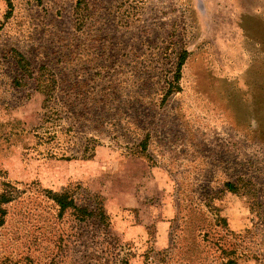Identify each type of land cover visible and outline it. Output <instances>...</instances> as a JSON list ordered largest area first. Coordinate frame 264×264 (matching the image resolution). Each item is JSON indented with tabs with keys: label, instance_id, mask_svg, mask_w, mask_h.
<instances>
[{
	"label": "rangeland",
	"instance_id": "obj_1",
	"mask_svg": "<svg viewBox=\"0 0 264 264\" xmlns=\"http://www.w3.org/2000/svg\"><path fill=\"white\" fill-rule=\"evenodd\" d=\"M4 181L0 264H264V0H0Z\"/></svg>",
	"mask_w": 264,
	"mask_h": 264
},
{
	"label": "trees",
	"instance_id": "obj_2",
	"mask_svg": "<svg viewBox=\"0 0 264 264\" xmlns=\"http://www.w3.org/2000/svg\"><path fill=\"white\" fill-rule=\"evenodd\" d=\"M182 61L179 62L178 74L177 79H179V73L182 66ZM175 86L172 85L166 91L165 98L171 95L174 92ZM145 142L140 144L142 147ZM3 190L0 192V225L4 224L5 217L7 215V209L5 205L11 203L15 200V194L18 192V189L11 185L10 182L4 181L2 183ZM228 188L231 190L234 189V185L232 183H227ZM45 194L48 198H50L55 204L58 205L60 212L59 215H63L68 209H73L75 212L77 211V216L80 220L85 221L89 217L95 216V210L88 209V207H79L76 203V199L74 197V193L71 192L68 188H62L59 191H55L53 189H46ZM99 209L102 213L103 217L107 218L105 213V208L99 203ZM223 264H239L235 259H229L228 261L224 262Z\"/></svg>",
	"mask_w": 264,
	"mask_h": 264
}]
</instances>
